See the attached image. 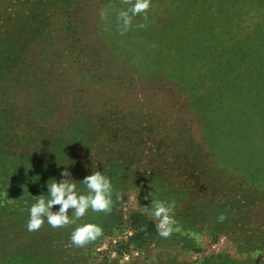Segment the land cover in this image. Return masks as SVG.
<instances>
[{"label":"rangeland","instance_id":"1","mask_svg":"<svg viewBox=\"0 0 264 264\" xmlns=\"http://www.w3.org/2000/svg\"><path fill=\"white\" fill-rule=\"evenodd\" d=\"M135 2L0 0V264H264V0H149L124 30ZM45 163L111 179V211L77 221L95 240L28 230Z\"/></svg>","mask_w":264,"mask_h":264},{"label":"clouds","instance_id":"2","mask_svg":"<svg viewBox=\"0 0 264 264\" xmlns=\"http://www.w3.org/2000/svg\"><path fill=\"white\" fill-rule=\"evenodd\" d=\"M148 7L149 0H136L130 11H121L119 18L122 19L123 29L127 30L130 26L132 16L144 12ZM69 175L68 167H64L61 171L64 179L54 178L51 183H47V197L44 194L37 195L39 198L31 204L29 209L27 228L29 231L38 230L45 220L52 227L76 224L77 226L71 233V242L77 246H83L100 236L102 227L93 222L77 224V221L84 217L89 209L95 212L111 211L113 184L102 171L94 170L80 180L88 190L84 193L78 190L76 180L68 178ZM148 195L152 196L151 192ZM117 198L119 199V195ZM151 203L153 205L152 215L158 221L156 226L159 235L170 236L176 223L173 216L174 202L165 203L153 198ZM54 205H59L58 210H53ZM69 209L72 211L71 216Z\"/></svg>","mask_w":264,"mask_h":264},{"label":"trees","instance_id":"3","mask_svg":"<svg viewBox=\"0 0 264 264\" xmlns=\"http://www.w3.org/2000/svg\"><path fill=\"white\" fill-rule=\"evenodd\" d=\"M5 74V71L2 70L0 71V80L2 79L3 75ZM9 119L6 118L5 115H1L0 113V152H1V149H4V147L7 145V142H8V127H9ZM83 132V130H82ZM73 135V134H71ZM63 137V136H61ZM43 151H46L47 149H49L51 146H52V143L53 141L46 138L45 141L43 140ZM3 157L2 153H0V159ZM49 159V158H47ZM24 170L30 174H35L39 177H44L46 178L47 180H41L40 183L42 185H47V183L49 182L50 183V180L54 179V176H57V171L53 169H50V166L47 165V163L44 164L43 166V169H40L39 172H34L31 168V166H26L24 168ZM49 180V181H48ZM46 182L45 184L43 183ZM48 181V182H47ZM112 264H119V262H114Z\"/></svg>","mask_w":264,"mask_h":264}]
</instances>
